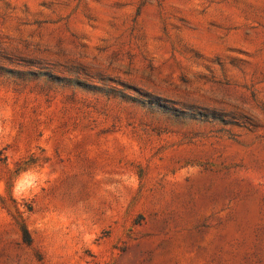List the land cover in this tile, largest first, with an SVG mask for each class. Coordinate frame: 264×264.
Returning <instances> with one entry per match:
<instances>
[{"label": "rangeland", "instance_id": "rangeland-1", "mask_svg": "<svg viewBox=\"0 0 264 264\" xmlns=\"http://www.w3.org/2000/svg\"><path fill=\"white\" fill-rule=\"evenodd\" d=\"M0 264H264V0H0Z\"/></svg>", "mask_w": 264, "mask_h": 264}, {"label": "trees", "instance_id": "trees-1", "mask_svg": "<svg viewBox=\"0 0 264 264\" xmlns=\"http://www.w3.org/2000/svg\"><path fill=\"white\" fill-rule=\"evenodd\" d=\"M21 232H22V239L23 242L27 245H29L31 243V238L30 235L27 231V229L25 228L24 224L21 223Z\"/></svg>", "mask_w": 264, "mask_h": 264}]
</instances>
